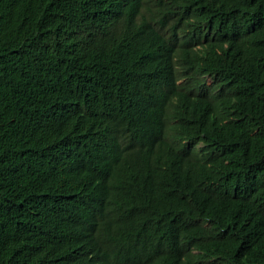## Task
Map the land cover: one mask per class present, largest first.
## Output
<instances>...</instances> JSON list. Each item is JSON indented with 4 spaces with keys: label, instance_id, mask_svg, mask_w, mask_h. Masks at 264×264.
Segmentation results:
<instances>
[{
    "label": "trees",
    "instance_id": "trees-1",
    "mask_svg": "<svg viewBox=\"0 0 264 264\" xmlns=\"http://www.w3.org/2000/svg\"><path fill=\"white\" fill-rule=\"evenodd\" d=\"M0 264H264V0H0Z\"/></svg>",
    "mask_w": 264,
    "mask_h": 264
},
{
    "label": "bare ground",
    "instance_id": "bare-ground-1",
    "mask_svg": "<svg viewBox=\"0 0 264 264\" xmlns=\"http://www.w3.org/2000/svg\"><path fill=\"white\" fill-rule=\"evenodd\" d=\"M7 174V173H6ZM4 178V177H3Z\"/></svg>",
    "mask_w": 264,
    "mask_h": 264
}]
</instances>
